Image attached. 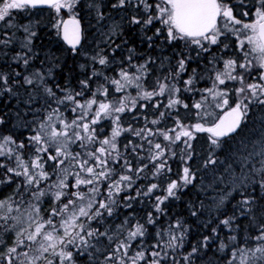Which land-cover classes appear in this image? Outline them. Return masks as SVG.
<instances>
[{
	"label": "trees",
	"instance_id": "16d2710c",
	"mask_svg": "<svg viewBox=\"0 0 264 264\" xmlns=\"http://www.w3.org/2000/svg\"><path fill=\"white\" fill-rule=\"evenodd\" d=\"M117 2L74 1L73 14L84 26V41L76 50L65 45L61 38L60 22L68 16L65 10L58 16L53 7H28L24 9L27 12L25 17L21 11L12 16L14 27L0 25V40L11 38L12 41L7 45L0 44V73L8 77L7 84L0 81V119L3 120L0 123V152L4 153L0 155V165H6L0 167V201H7L5 208L0 209V216L7 214L9 217L6 224L0 219V264H7L5 257L9 255L8 248L16 247V233L21 229L26 230L21 237L25 239V244L17 248L19 255L14 254L13 264H20V261L27 264V257L23 255L25 252L29 256L37 255L39 244L26 240L27 232L32 230L28 228L31 223L29 216L33 220L46 219L53 207H62L69 199L75 200L77 208L86 206L89 201L93 202L94 208L97 202L112 207L110 216L107 211L101 210L102 216L99 218L89 220L81 217L80 222L90 226L89 230L98 229L107 232L108 236L118 234L119 239H124L127 230L137 223L145 226L144 237H137L131 242L127 257H124L126 264H131V258L138 251L146 254V259L138 261V264H150L152 251L161 252V264H229L232 253L237 249L254 250L264 243L255 239L259 234L258 225L264 224V187H261L264 173L258 171L262 157L255 155L264 146V103H259V100H264V95L253 98L250 90H246V96H242L241 100L231 101V106L242 101L248 105V111L241 128L235 134L222 138L220 147L211 149V133L208 132H196L190 141L191 149H187L183 143L186 138L175 140L176 132L180 131L177 121L185 126L201 123L207 128L226 110L212 122L214 117L211 119L207 115L215 105L202 102L199 109L194 105L205 97L206 100L213 99L206 90L213 89L214 84L221 85L215 77L221 71L224 60L229 58L235 60L237 65L242 64L247 57L242 56V52L245 53L248 47L240 48L237 36L231 32L220 36L215 45L203 43L207 51H202L196 45H186L183 40L169 43L165 40L166 31H162L159 37L155 35L157 28L163 30L159 21L151 25L131 23L133 17L147 19L143 5L134 2L131 6L126 4L113 8L112 5ZM148 2L155 4L159 0ZM222 2L232 7L237 20L249 22L255 21L256 8L261 6L262 0ZM149 11L155 14L154 10ZM245 12L248 15H244ZM25 21L31 22L30 32L35 33L30 38L23 30ZM24 57L28 59L27 64L24 63ZM100 58H106V64H99ZM182 58L186 62L185 70L179 71L178 61ZM140 65H145V68L141 69ZM121 70L138 74L141 86L131 83L117 91L111 81L120 79L122 84L125 83L119 76ZM234 75H243L245 85L254 79L253 73L244 69L237 70ZM165 77L170 78L165 80ZM189 78H193V83L186 85L185 81ZM25 79H32L33 83L26 84ZM82 81L86 82V87ZM157 81L179 88L176 98L180 103L173 107L167 106L169 98L173 96L170 91L150 99L144 98L143 93L146 91L159 92ZM253 82L264 83L260 79H254ZM225 85L226 89L234 93L240 82L227 80ZM45 89H51L54 96H49ZM77 93L81 95L77 96ZM68 95L74 96L80 105H86V101L92 99L97 103L90 109L87 106L81 108L73 101L66 100ZM214 97L218 100V97ZM121 100L125 103L124 112H112L98 119L95 124L91 123L99 103L119 107L118 101ZM81 116H84L83 120L79 119ZM73 120H77L79 125L88 123L89 132L72 125ZM154 120L157 123L153 124ZM39 122H45L50 127L41 133L43 139L37 144L30 137L36 134ZM64 123L70 127L63 131L61 127ZM114 129H118L119 134L113 138ZM173 129L175 131H170ZM51 130L66 132L69 141L63 137L49 141L47 136ZM138 132L140 135H136ZM164 132L169 134L170 140L164 139ZM77 135L81 138L77 139ZM8 136L14 143L4 142L3 137ZM89 136L93 139L89 140ZM105 139L114 143L115 149L110 145H102L101 141ZM21 144L24 146L19 147ZM155 144L161 145L164 154L152 160L151 157L159 151L155 149ZM102 146L107 149L105 153L97 151ZM40 148L47 151L38 152ZM57 148L64 154L57 160L49 159L56 155ZM91 153L106 163H99ZM189 153L191 159H188ZM210 154L218 162L205 168V161ZM245 157L249 158L247 163L243 162ZM84 161L88 163L81 168ZM34 162L40 167H34ZM161 163L165 167L157 171ZM229 165L233 171L226 176L224 170ZM25 166L37 178L41 171L47 173V178L41 179L39 184L27 185L23 175L17 176L7 171L13 168L22 173ZM87 167L94 169L95 176L86 171ZM184 167H190L196 173V179L192 184L175 190L176 195L163 200L161 211H157V198L167 196L168 184L177 181L182 185L180 178ZM100 172H105L106 178L99 176ZM125 175L131 177V186L128 181H122L117 191L112 186ZM232 176L237 178L235 183H232ZM218 177L225 179L221 181ZM78 178L92 180L93 183L77 187ZM60 181H64L67 187L57 188ZM152 184L158 187L148 193ZM93 188L97 191L93 192ZM39 191L45 194L37 200L33 193L38 194ZM57 191L65 193L60 201L55 200ZM76 192L83 195V200L73 195ZM245 197H250L255 203L242 206L239 202ZM8 205L12 208L10 213L7 212ZM36 208H39L38 216L34 211ZM193 212L196 214L192 215ZM149 214L156 221L155 224L147 223ZM12 217H19L22 222L16 224ZM59 219L56 217L57 222ZM225 219L230 220L228 225L222 223ZM177 221L182 227L178 230L173 228V234L183 233V240L178 247L166 248L163 245L169 238L168 230ZM121 225L126 230L119 233ZM158 232L165 235L158 237ZM205 237L209 239L205 241ZM115 243L110 245L106 236H100L89 238V244L94 247L85 248L78 240L76 245L63 248L64 251L72 252L71 260H64L63 264H118L122 255L119 253L111 262L104 260ZM157 243H161L160 249L152 247ZM221 244L225 247L222 248ZM193 247L198 251L186 261L184 257ZM59 251L61 248L58 247L56 252ZM248 256L251 258V253ZM47 260L61 264L60 257L54 256L51 251L45 253L36 264H47ZM235 264H240L239 254ZM246 264H251V259ZM255 264H264V259H257Z\"/></svg>",
	"mask_w": 264,
	"mask_h": 264
},
{
	"label": "snow or ice",
	"instance_id": "6c2138e0",
	"mask_svg": "<svg viewBox=\"0 0 264 264\" xmlns=\"http://www.w3.org/2000/svg\"><path fill=\"white\" fill-rule=\"evenodd\" d=\"M136 3L138 5H143L145 12L147 13V19L141 20L139 18L133 17L131 19L132 24H141L144 25H151L154 21H159L163 25V30L161 28H157L155 35L159 37L162 34V31H166L167 35L165 37V40L169 43L177 40H183L185 41L186 45L192 44L198 46L202 51H207L208 49L204 47L202 41H207L209 44L215 45L218 43L220 36L223 34L221 29L217 27V20L218 18H225L227 21H230L233 24H241L242 22L240 20H237L236 17L233 15V9L232 7L228 6L227 4H224L222 0H159V2L155 4H151L148 2V0H118L116 4H113V8L116 7H123L126 4L131 6L133 3ZM50 5L51 7L56 8L57 11L61 7H71L70 4L64 3L62 4L60 0H0V22H4V24L8 28H12L15 25L11 23V10H20L25 9L28 7H37L39 5ZM154 10L155 14L153 15L151 11ZM256 21L251 24H243L244 29H248L251 32V35H248L245 37L244 40H240V46L243 49L245 40L249 45L252 46L251 50L253 52H258L261 55L258 57L259 59V66L261 69H264V0L261 2V6L256 8ZM244 15H248L247 12L244 13ZM100 18L102 19L103 16L101 15ZM73 23L76 25V28L74 30V33L72 35V38L69 40L70 43H73L74 45L79 43L80 35H79V28H78V21H73ZM224 28H228V24L224 25ZM24 32L28 35L30 38L31 36H34V32H30L28 27L23 28ZM233 31H236L233 29ZM6 35V34H5ZM65 39H69L67 26H65ZM149 40H151V37H148ZM11 38H5L0 40V44H10ZM30 42V39H29ZM119 47V46H117ZM225 48L228 47V45H224ZM247 55V54H246ZM19 58V57H17ZM24 63H28L27 57H24ZM130 59V58H129ZM106 58H100L99 64L104 65L106 64ZM185 60L182 58L178 61V69L179 71L185 70ZM239 67L240 69L247 70L251 67V61H248L247 63H242L237 65V62L235 60L229 59L224 62V68L225 71L223 73L217 72L215 80L219 82V84H224L225 79H222L221 77H226L229 80H239L242 84L244 81V76L240 75H233V72L236 70V68ZM141 69L145 68V65H140ZM179 73H177L178 75ZM37 75H39L37 73ZM119 76L123 79L125 82L124 84L121 83L120 79H113L111 83L116 86L117 91H121L127 84H131L133 82V79H138L137 77H130L127 71L121 70L119 73ZM170 77H165V80L169 79ZM8 77L2 73H0V81H2L4 84H7ZM260 80L264 81V72L260 75ZM25 83L31 85L33 83L32 79H25ZM85 87L87 86L86 82H81ZM193 83V78H189L187 81H185L186 85H191ZM157 85L159 88V92L152 91V92H144L143 96L144 98H152L155 95H162L165 91L170 92H179V88H175L174 86H169L166 83L157 81ZM140 85H137L139 87ZM215 88V84H214ZM213 89H207L206 91L209 92V94H212L216 97H220L222 99V105L218 104L217 107H221L223 105H228L229 101L226 98L227 93L224 91H214ZM190 90V89H189ZM246 90H250L251 96L253 98H258L262 95H264V83H251L247 84L240 89H238L239 93H244ZM8 91H11V88H8ZM46 93L49 96H54V93L51 89H45ZM77 96L81 95V93H77ZM66 100L73 101L77 104L78 107H85L91 108L92 105L96 104L97 101L95 99L86 101V105H80L78 101H76L75 97L72 95H68L65 97ZM60 103H63V101H59ZM119 107H113L109 103H99L98 110L95 112V118L91 121L92 124H95L98 119H100L103 116L110 115L112 112L120 113L125 111V103L123 100L118 101ZM133 105H135V100L132 101ZM179 99H170L168 107H173L176 104H179ZM259 103H264V100H259ZM187 107V105H185ZM195 108L199 109L201 108L200 103H196L194 105ZM75 111V109H73ZM248 111V105L244 104L242 101L240 103H237L234 107H230L223 116L219 118V120L211 127L205 128L203 124L196 123L191 126H185L183 124H180L179 121H177V126L180 129V131L176 132L175 140H181L182 137L186 138L183 143L186 145L187 149H191L192 145L190 141L194 139L196 132H208L211 133L210 139V147L212 150L215 148L220 147L222 138L229 136L230 134H233L237 131V129L240 128L242 121L247 115ZM84 115L86 116L87 113L85 112ZM163 115V113L161 114ZM84 116L79 117L80 120H83ZM48 120H51V116L48 117ZM0 123H3V120L0 119ZM153 124L157 123V121H152ZM72 125H76L78 127H82L84 132H89V124L83 123L82 125H79L77 123V120L72 121ZM50 125L45 122H39L38 124V130L35 135L30 137V140L39 144L41 143L43 137L41 135L42 132H45L47 128H49ZM70 127V125H65V128ZM175 131V129L170 130ZM47 134V133H45ZM119 134L118 129L113 130V138ZM136 135H140V133H136ZM165 140H170L171 137L167 132L162 133ZM65 137L67 138L66 132H57L55 130H52L50 135L47 136V139L49 141H55L58 137ZM79 135H77V139H80ZM89 140H92L93 137L89 136ZM3 140L5 143H14L12 141V138L10 136L3 137ZM174 142V141H173ZM102 145H110L111 148L115 149L116 145L112 143L111 141L105 139L101 141ZM24 145L21 144L19 147H23ZM2 147V145H0ZM155 149L159 150L156 155L152 156V160H157L160 156L164 154V149L161 148L160 144L154 145ZM105 147H100L97 149L100 153L106 152ZM47 149L40 148L38 149V152H46ZM63 151L60 148L56 149V155L50 156L49 159L51 160H57V158L61 155H63ZM0 155H4L3 152H0ZM79 154H77L78 156ZM95 160H98L99 163L104 164L106 161L99 160V157L96 156L95 153L90 154ZM253 154H250V156ZM255 155H259L262 157L260 163L261 168L258 170L261 173H264V146L261 147L260 152L255 153ZM192 156L189 153L188 159H191ZM19 160V157H17ZM39 159V157L37 158ZM249 160L248 157L243 158V162L247 163ZM217 160L212 157V155H209V158L207 161H205L204 167L207 168L208 165H216ZM59 163H63V161H59ZM88 163V161H84L80 167L84 168L85 165ZM34 167H40L39 164H36L34 162ZM0 167H6V165H0ZM164 163H161L159 167L157 168V171L164 168ZM129 170H131L129 168ZM8 172L15 173L17 176L23 175L25 177V183L27 185L32 184H39L41 179L47 178V173L41 171L38 174V177L36 175L30 174L29 169L25 166L24 171L16 172L13 168H8ZM86 171L88 173H92L95 176L94 169L92 167H87ZM137 171H141V169H137ZM225 174L226 176L232 173V168L229 165L225 168ZM99 176L106 178L105 172H100ZM182 185L178 183L177 181H172L167 186V196L164 198H157V204H156V210L161 211L160 204L163 203V200H166L168 197L175 196L176 191L178 188L182 186H186L189 184H192L193 181L196 179V173L193 172L190 167H184L183 168V174L181 176ZM217 179L223 181L225 177H218ZM237 178L235 176H232V183H235V180ZM122 181H128L129 186H131V177L130 176H121L120 181L117 182V184L113 185L112 187H115L117 191H119V183ZM93 183L92 180H84V179H77L76 180V186L78 187L81 184H91ZM241 183L243 184V180H241ZM59 189L66 188L67 185L64 183V181H60V183L56 186ZM158 185L152 184L148 188V193H151L154 189H156ZM239 187V186H237ZM261 187H264V180L261 181ZM235 190V189H234ZM93 192H96L97 189L93 188ZM45 193L43 191H39L38 194L33 193L35 198L38 200L40 196H43ZM147 194V193H146ZM65 193L63 191H57L55 193V200L60 201L61 197L64 196ZM75 197L80 198L83 200V195L79 192H76L73 194ZM242 206H250L255 203L254 200H252L250 197H245L239 202ZM7 204V201H0V209L5 208ZM91 210V211H90ZM101 210L107 211L108 215L110 216L112 214V207L109 204L103 203V202H97V207H93V202L89 201V203L86 206H80L76 207L75 200L69 199L67 203H63L62 207H53L51 209V212L48 215V218L40 220H33L31 215L29 216V220L31 223H29L28 228L32 229L31 231L27 232L26 240L32 242L33 244H39V247L36 249L37 255L35 256H29L27 252L23 253L25 257H27V264H36L38 260H40L45 253H51L54 256H59L61 264H63L64 260H71L72 258V252L70 251H64L63 248L67 247L68 245H76L77 241L79 240L80 245H83L85 248L87 247H94V245L89 244V238H98L100 236H106L107 239L110 241V245L112 242L115 243V247L112 249V251L104 257L105 262H111L113 261L117 254H122L118 264H126V261L124 257H127L128 249L131 247V242L136 240L137 237H144L145 235V226L143 224L137 223L132 229L127 230V235L124 239H119V235L117 236H108L107 232H100L98 229H92L89 230L88 225H85L84 223L80 222L81 217H86L89 220H93L96 218H99L102 216ZM251 210L250 208L248 209ZM12 211V208L10 205L7 207V212L10 213ZM34 211L37 213V216L39 215V208L34 209ZM196 213L193 212L192 215H195ZM56 217H60L59 221H56ZM0 219L5 221V224L7 223V220L9 219L7 214H4L3 216H0ZM12 219L16 222V224L21 223L19 217H12ZM127 223V222H126ZM148 224H155L156 221L152 218L151 214H149V218L147 220ZM223 224L228 225L230 223L229 219H225L222 221ZM34 226V227H33ZM13 228L15 225L12 226ZM182 225L179 221L176 222V224L173 227H170L168 230V240L164 243V247L166 248H175L180 246L179 242H182L183 240V233L180 235L173 234V228L179 229ZM259 234L255 237L256 240L264 242V224H259ZM50 229V230H48ZM62 230V234H61ZM126 229L123 225L119 227L118 232L122 233ZM25 229H21V231L16 233L17 241H16V247H10L8 248V256L5 257V260L7 264H13L14 254L19 255L17 253V248L21 245L25 244V239H21V237L24 235ZM165 233L158 232V237H163ZM205 241H207L209 238L205 237ZM232 239H235L233 237ZM61 248V251L58 253L56 252L57 248ZM154 249H160L161 243H157L152 246ZM221 247H225V245L221 244ZM99 251V249H97ZM198 249L196 247L192 248V251L188 253L187 256L184 257V259L190 260L192 255L196 253ZM248 253H251V258L248 256ZM257 253L259 256H257ZM240 256V264H246L249 259H251V264H255V261L257 259H264V243H261L260 246L253 249H237V251H234L232 253V260L229 261V264H235V260L237 255ZM2 255V254H0ZM150 255L153 257L150 264H161V252L160 251H152ZM146 254L144 251H138L135 253L134 257L131 258V264H138V261L145 260ZM20 264H25L24 261H20ZM47 264H53L52 260H47Z\"/></svg>",
	"mask_w": 264,
	"mask_h": 264
},
{
	"label": "rangeland",
	"instance_id": "374dc122",
	"mask_svg": "<svg viewBox=\"0 0 264 264\" xmlns=\"http://www.w3.org/2000/svg\"><path fill=\"white\" fill-rule=\"evenodd\" d=\"M74 1L75 0H63L61 3L62 4H64V3H67V4H70L71 5V7H61L60 9H59V11H57L56 10V8H54L53 7V9H54V12L58 15V16H60L62 13H63V11L62 10H65L66 12H68V15H73V16H75L73 13H74V9H75V7H74ZM18 11H21L22 12V14H23V16L25 17L26 16V11L24 10V9H20V10H15V9H13V10H11V16H13V15H15L16 14V12H18ZM62 19V18H61ZM255 21H256V18H255ZM255 21H253V20H251V21H245V22H242L241 24H233V23H231L230 21H227L225 18H222L221 17V19H220V21H219V24H218V28L219 29H221V31H222V35H224V34H226V33H228V32H231V33H233V34H235L236 36H237V44L240 46V40H244L245 39V37H247L248 35H251V32H250V30H248V29H244L243 28V24H251V23H254ZM11 23H12V21H11ZM2 24H4V22H0V25H2ZM225 24H228V28H224V25ZM23 26V28L24 27H28L29 28V31H32V26H31V22H29V21H25V23L22 25ZM233 29H235L236 31H233ZM25 33V32H24ZM202 43H208L207 41H202ZM244 46H246V47H248L247 48V51L244 53V52H242V56H247V57H245V60L242 62V63H247L248 61H251V67L250 68H248L246 71H248V72H252L253 73V75H252V78H257V79H260V75H261V73L262 72H264V69H261L260 68V66H259V59H258V57L261 55L260 53H258V52H253L252 50H251V48H252V46L251 45H249L248 43H247V41L245 40V44H244ZM240 48H241V46H240ZM244 48V47H243ZM247 54V55H246ZM227 60H229V58L228 59H225L224 60V62L225 61H227ZM233 60V59H232ZM237 70H240V68L239 67H237L236 68V70L234 71V72H236ZM225 71V68H224V64H223V67H222V69H221V73H223ZM219 72V71H218ZM234 72H233V75H234ZM129 76L130 77H137L138 79H133V82H132V84L134 85V86H137V85H140L141 86V78H140V76L138 75V74H135V73H129ZM238 76H240V75H238ZM222 79H225V81H227V80H229V79H227L226 77H221ZM249 77H247V79H248ZM254 79H252L251 80V82L252 83H254L253 81H254ZM236 81V80H235ZM244 81H245V79H244ZM243 81V84L245 85V82ZM262 81V80H261ZM218 82V81H217ZM238 82H240L239 80H238ZM251 82L249 81V83H247V84H251ZM262 82H264V81H262ZM218 84H219V82H218ZM243 84L240 82V86L237 88V90L234 92V93H232L229 89H226V85H225V83L224 84H221V85H215V90L214 91H224V92H226L227 93V99H228V101H229V103H228V105H223V106H221V107H217V105L218 104H221L222 105V99L220 98V97H218V100L211 94V97L213 98V99H210V100H206V97L204 98V99H201L198 103H202V102H204L203 104H206V103H212V105H215V107H214V109H213V111L212 112H208L209 113V115H207L208 117H210L211 119H212V117H214V119H212L211 121L213 122V121H215V119L216 118H218V116H219V114L222 112V111H224L225 109H227L228 107H230L231 105H233L232 104V100H234V101H238V100H241L242 99V96H246L244 93H246L247 91H245L244 93H239L238 92V89H240L241 87H243ZM250 92V91H249ZM170 95H173V96H171L170 98H169V100L170 99H177L176 97V92L175 93H173V92H171V94ZM215 98V99H214ZM169 100H168V103H169ZM98 110V109H97ZM96 110V111H97ZM95 111V112H96ZM102 117H103V115H102ZM65 125H66V123H64L63 124V126L61 127V130H65ZM52 131V130H51ZM61 137H63V136H61ZM67 137H69V135H67ZM63 138H65V137H63ZM60 139H62V138H60ZM67 139V142L69 141L68 140V138H65V140ZM66 142V143H67Z\"/></svg>",
	"mask_w": 264,
	"mask_h": 264
},
{
	"label": "water",
	"instance_id": "95a60500",
	"mask_svg": "<svg viewBox=\"0 0 264 264\" xmlns=\"http://www.w3.org/2000/svg\"><path fill=\"white\" fill-rule=\"evenodd\" d=\"M62 1L63 0H60V2H62ZM50 7H51L50 5H47L46 4V5H39V6L35 7V8H33V7H30V8H33V9H42V8H50ZM219 20H220V18H218L217 24H218ZM73 21H78V28H79V35H80L79 43H77L75 45L73 43H70L69 42V40L72 38V35H73L74 30L76 28V25L73 23ZM65 26H67V31H68L69 39H65ZM60 34H61V38H62L64 44L67 45L69 48H71L73 50H76V49H78L82 45V43L84 41V26H83V24H82V22L80 21L79 18H77L76 16H73V15H68V16L64 17L61 20V22H60ZM234 106H231V107H234ZM228 109H226L224 112H222V114L219 116V118L221 116H223ZM219 118H218V120H219ZM243 122H244V120L242 121L241 126H242ZM241 126H240V128H241ZM239 129H237V131ZM235 133H233V134H235ZM233 134H230V135H233Z\"/></svg>",
	"mask_w": 264,
	"mask_h": 264
},
{
	"label": "flooded vegetation",
	"instance_id": "af4514ba",
	"mask_svg": "<svg viewBox=\"0 0 264 264\" xmlns=\"http://www.w3.org/2000/svg\"><path fill=\"white\" fill-rule=\"evenodd\" d=\"M221 19V18H220ZM220 21V20H219ZM218 24H219V22H218ZM218 24H217V27H218ZM222 36V35H221ZM255 79H257V78H255Z\"/></svg>",
	"mask_w": 264,
	"mask_h": 264
},
{
	"label": "bare ground",
	"instance_id": "6f19581e",
	"mask_svg": "<svg viewBox=\"0 0 264 264\" xmlns=\"http://www.w3.org/2000/svg\"><path fill=\"white\" fill-rule=\"evenodd\" d=\"M228 109V108H227ZM230 136V135H229Z\"/></svg>",
	"mask_w": 264,
	"mask_h": 264
}]
</instances>
